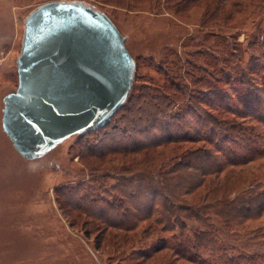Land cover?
I'll list each match as a JSON object with an SVG mask.
<instances>
[{
	"label": "rangeland",
	"instance_id": "1",
	"mask_svg": "<svg viewBox=\"0 0 264 264\" xmlns=\"http://www.w3.org/2000/svg\"><path fill=\"white\" fill-rule=\"evenodd\" d=\"M45 1L0 0V264H264V0H82L136 61L128 108L153 94L167 115L145 130L123 109L25 159L2 97Z\"/></svg>",
	"mask_w": 264,
	"mask_h": 264
},
{
	"label": "water",
	"instance_id": "2",
	"mask_svg": "<svg viewBox=\"0 0 264 264\" xmlns=\"http://www.w3.org/2000/svg\"><path fill=\"white\" fill-rule=\"evenodd\" d=\"M17 85L2 97L1 126L25 159L103 126L121 107L135 62L110 17L82 0H49L24 19Z\"/></svg>",
	"mask_w": 264,
	"mask_h": 264
},
{
	"label": "trees",
	"instance_id": "3",
	"mask_svg": "<svg viewBox=\"0 0 264 264\" xmlns=\"http://www.w3.org/2000/svg\"><path fill=\"white\" fill-rule=\"evenodd\" d=\"M134 59V58H133ZM134 62H135V67H136V61H135V59H134ZM133 85V84H132ZM132 88V87H131ZM131 91V90H130ZM130 94V93H129ZM144 93H140V97L139 98H142V101H145L146 99H148L147 97L149 96V95H143ZM152 96H149L150 97V102L147 104L148 105V109H144L143 107H142V105H141V107H140V105H137L136 107H137V110L138 111H136V108H135V110L132 108V107H129L128 108V106H129V104H130V97H129V95H128V97H127V99H126V101H125V103L121 106V107H119L115 112H114V114H113V116L111 117V118H113L114 116H115V114L116 113H118V111H120V110H123V109H125V110H127L126 112H127V115L129 116V117H131V119L130 120H132V121H136V120H141L142 119V122H147V124H146V127L144 128L145 130L146 129H148L149 128V126H152V124H153V122H155V118H157L158 117V115L159 114H161V115H167V112L165 111V108H166V106L167 105H165V108L163 107V108H161V106H163L164 104H166L164 101H162V100H160V102L159 103H156V102H158V101H156V97H157V95H154L153 96V94H151ZM165 99V98H164ZM140 102V99L139 100H137L134 104L136 105V104H138ZM131 110V111H130ZM193 110H194V107H193ZM154 111H156L155 113H154ZM185 111L187 112V109H185ZM198 111V110H197ZM132 114L134 115L133 117H132ZM186 114H185V112L183 111L181 114H179V115H174V114H172L171 116H170V118L172 119V120H175L174 118H179L180 120L182 119H184L183 117L185 116ZM145 117H146V119H147V121H145ZM110 118V119H111ZM109 119V120H110ZM108 120V121H109ZM108 121L103 125V126H105L107 123H108ZM149 121V122H148ZM142 122H140V123H142ZM139 123V122H138ZM137 123V124H138ZM156 123V122H155ZM165 125H166V122L164 123ZM103 126H101V127H103ZM100 128V127H99ZM99 128H96V129H99ZM151 128V127H150ZM96 129H93V130H96ZM93 130H91V131H93ZM167 131L166 132H170L168 129H166ZM91 131H88V132H86V133H89V132H91ZM137 132H139V131H137L136 130V132H135V134H138ZM86 133H83V134H86ZM83 134H81V135H83ZM81 135H78V136H81ZM170 135H172V134H166V137H164V139L165 140H167V141H175V140H177V137H170ZM176 136V135H175ZM188 137V136H187ZM211 139V138H210ZM212 141H213V139H211ZM162 141V140H161ZM138 146V145H137ZM137 146H135V147H137ZM134 149H137V148H134ZM139 149V148H138ZM206 154H208V152L206 151L205 152ZM153 193V192H152ZM115 213H117L118 214V218L117 219H110V218H108V217H106V216H103V215H101V214H99V219H101V222H102V224H104V229L103 230H101V235L103 236V235H105L106 236V234H108V231H109V228H116V229H122V230H127V227H125V225H124V218H125V214H120L118 211L117 212H115ZM98 219V218H97ZM105 231V232H104ZM103 238H104V236H103ZM116 245H117V247L119 246V242H117L116 243Z\"/></svg>",
	"mask_w": 264,
	"mask_h": 264
}]
</instances>
